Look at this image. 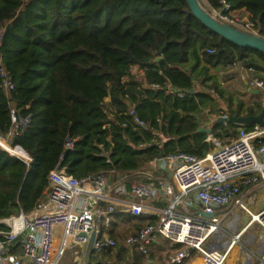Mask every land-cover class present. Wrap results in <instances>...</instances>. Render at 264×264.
Wrapping results in <instances>:
<instances>
[{
    "label": "trees",
    "instance_id": "1",
    "mask_svg": "<svg viewBox=\"0 0 264 264\" xmlns=\"http://www.w3.org/2000/svg\"><path fill=\"white\" fill-rule=\"evenodd\" d=\"M199 1L208 11L221 7L220 0ZM225 1L245 10L264 37V0ZM233 65L264 79V53L210 31L185 0H0V69L13 85L3 87L0 72V138L12 132L7 143L16 152L0 145V219L34 210L56 168L76 179L102 173L129 191L168 178L153 160L178 152L203 157L215 148L209 135L229 142L241 127H254L215 119L255 115L264 105H234L211 72ZM256 141L263 144L264 135ZM157 221L113 213L105 229L115 245L89 264H169L168 250L182 245L157 239L147 256L124 245Z\"/></svg>",
    "mask_w": 264,
    "mask_h": 264
},
{
    "label": "built area",
    "instance_id": "2",
    "mask_svg": "<svg viewBox=\"0 0 264 264\" xmlns=\"http://www.w3.org/2000/svg\"><path fill=\"white\" fill-rule=\"evenodd\" d=\"M220 3L221 7L209 11L211 15L259 35L254 22L244 14L245 10H232L225 0ZM243 70L241 76L248 87L257 89L264 102V79L254 76L252 67ZM0 72L4 77L3 87L11 88L13 85L7 72L3 68ZM262 135L264 128L260 125L249 129L241 127L234 139L225 144L217 143L203 157L184 152L161 156L153 161L161 168L173 164L171 181L135 183L129 191L123 184L113 186L102 173L76 179L65 167L56 168L49 175L44 199L34 210L0 219L8 226L7 231H0V264H64L70 250L77 249L84 254L93 228L96 229L93 254L100 255L104 249L115 245L114 239L104 234L115 212L158 218L156 223L147 224L126 239L124 245L131 250L135 248L147 256L148 247L157 239H163L171 245H182L169 256L171 264H185L195 252L201 257L199 264H228L229 249L239 242L238 235L236 241L232 239L226 247H219L224 244L221 241H214L207 248L203 244L218 231L220 212L231 207L247 212L250 216L247 226L257 224L259 227L258 235L252 234L246 240L257 239L256 249L250 251L245 243L242 245L250 259L252 255L264 264V207L255 213L250 211L241 190L242 184L264 185V143L256 141ZM72 146L73 140L67 139L65 148ZM119 191L124 198L114 196ZM152 201H163L165 205L156 207ZM201 212L215 215L205 217ZM236 218L240 216L235 214L232 220ZM233 221L229 225L232 222L233 226ZM58 227L61 228L59 235L56 233ZM12 245L18 246L17 252L11 251ZM243 259L241 264H248L244 256ZM251 263L254 264L253 258Z\"/></svg>",
    "mask_w": 264,
    "mask_h": 264
},
{
    "label": "water",
    "instance_id": "3",
    "mask_svg": "<svg viewBox=\"0 0 264 264\" xmlns=\"http://www.w3.org/2000/svg\"><path fill=\"white\" fill-rule=\"evenodd\" d=\"M187 7L191 11V13L194 15L195 18H197L202 25L207 27L210 31L213 33L219 35L223 39L237 45L240 47L250 48L259 52L264 53V37L252 34L247 31L238 29L232 25H229L225 22L219 21L216 19L213 15L209 13V11L201 4L199 0H185ZM161 56L156 57V60H159ZM174 91L177 89L174 88ZM188 93H193L194 90L190 88ZM256 92L258 90L256 89ZM216 97L215 95H213ZM218 121L226 122L230 121L238 126H244L247 124H257L264 128V105L262 106L260 112L255 115H241V116H234L232 114H227L226 116H220L218 117ZM198 130L210 132V127H204L203 125H200L198 127ZM0 145L3 147V145L0 143ZM4 148V147H3ZM14 148H19L20 150H25L20 145H15ZM7 151H9L7 148H5ZM10 153L16 155L15 153L9 151ZM25 159V158H24ZM202 215L205 217H213L215 213H206L201 212ZM96 239V229L93 228L88 236V242L86 244V247L84 249V257H83V264H89L90 263V257L93 254V245ZM237 239L236 236H232L231 239H227L224 244L219 245V247H226L228 244H230L231 240ZM248 264H252L251 261H248Z\"/></svg>",
    "mask_w": 264,
    "mask_h": 264
},
{
    "label": "crops",
    "instance_id": "4",
    "mask_svg": "<svg viewBox=\"0 0 264 264\" xmlns=\"http://www.w3.org/2000/svg\"><path fill=\"white\" fill-rule=\"evenodd\" d=\"M244 14L248 15L247 12H245V11H244ZM238 67L243 68L240 65H233V66H228L226 68H223L222 70L211 69V72L213 74L217 75V78L220 81V85L226 90L227 93L232 95L234 105L236 104V101L238 99L243 100L245 105H253V103L255 101H262L263 102L261 93L259 91L256 92V89L249 88L246 81L243 79V77L238 76V73H239ZM240 75H242V74H240ZM221 104L223 106H225L223 102ZM212 118H215V117L212 116ZM215 119L218 120V117ZM205 127H210V126L208 125ZM215 139L216 138H214L211 135L208 136V140H210V141L215 140ZM228 139L229 138H226L227 141H228ZM172 165L173 164L169 163L167 165V167L161 168L157 161H152L150 166L153 169H157V170L164 172L168 177L166 180L171 181ZM241 190H242L244 202L250 211L255 213L264 207V185L263 184H261V183H255V184H249V185L242 184ZM116 193L118 195L115 194L114 196H118L119 198H124L123 196L121 197V195H122L121 191L116 192ZM152 204L155 205L156 207H162L165 205V202H163V201H158V202L152 201ZM231 208L234 209V207H231ZM249 218H250V216L248 215V218H246L242 222V224H241L242 226L240 228H236V230H239V231H238V234L237 233L235 234V236L236 235L240 236L247 229H250L254 225V224H251L250 226H247ZM108 232L109 231L107 229H105L104 234L107 235ZM244 243L250 251H254L256 249L257 243H259V242L258 241L256 242L255 239H252L249 242L245 241ZM229 253H230V249H229Z\"/></svg>",
    "mask_w": 264,
    "mask_h": 264
},
{
    "label": "rangeland",
    "instance_id": "5",
    "mask_svg": "<svg viewBox=\"0 0 264 264\" xmlns=\"http://www.w3.org/2000/svg\"><path fill=\"white\" fill-rule=\"evenodd\" d=\"M239 15L244 16L241 13H239ZM132 71L139 79H141L142 73H143L141 70H139L136 67H133ZM238 71H239L238 76L240 77L241 76L240 74H242V72H244L245 70H243V68L238 67ZM0 140L2 142H5L7 148L10 149L9 145L7 143L8 142L7 141L8 136H7V138H2V139L0 138ZM227 142L228 141L226 140V138L212 140V143L214 144L215 147L217 146V143L225 144ZM12 152L16 153L13 149H12ZM23 158L28 160L27 157H23ZM235 214L239 215L240 218H236V220L233 221L232 219L234 218ZM246 218H248V214L245 210H242L241 208H234V209L228 208V209L220 212V214L217 217V221L219 223L218 231L216 233H214L213 235H211L209 237V239L203 244V246L205 248H207V246L209 244H212L214 241L225 242L227 239H231L232 236H235L234 234H236V233L238 234L239 230H236V228H240L242 226L241 225L242 222ZM230 221H233V226H232V222L229 225ZM233 228H235V229H233ZM60 231H61V228L58 227L57 231H56L57 235L60 234ZM253 233L255 235H258V233H259V227L257 226V224H254L250 229H247L243 234H241L239 236L240 238H238V239H239V242H241V244L239 242H235L234 248H231V253L228 252V255H227L228 260L227 261L229 264H231V263L232 264H241V262L244 260L243 256L248 261H251L253 258L254 264H260L259 261L255 257H252V255H250L251 259L249 258V256L246 254V253H248L247 250H245L243 245H242L245 242V240H248L249 237ZM251 239H254V238H251ZM255 241L257 242V239H255ZM57 242H58V244H57V246H58L60 241L58 240ZM159 242H161L162 244L165 243V244L169 245V247L171 245L168 241L163 240V239H159ZM236 245H238L237 250H236ZM233 249H234V251H236V253L232 251ZM168 251H170V252H168L169 254L167 255V258H168L167 261L169 262V256L174 254L175 250H168ZM83 256H84V254L80 253L77 249H72L67 253V256L64 258V264H83ZM198 256H199V253L195 252L193 257L191 259H189L185 264H192L198 258ZM169 264H171V263L169 262Z\"/></svg>",
    "mask_w": 264,
    "mask_h": 264
},
{
    "label": "bare ground",
    "instance_id": "6",
    "mask_svg": "<svg viewBox=\"0 0 264 264\" xmlns=\"http://www.w3.org/2000/svg\"><path fill=\"white\" fill-rule=\"evenodd\" d=\"M0 141H1V140H0ZM0 143H2V145H3L4 148H7L5 142H2V141H1ZM7 149H8V148H7ZM8 150H10V149H8ZM13 153H14V152H13ZM234 235H235V234H234ZM236 238H237V237H236ZM235 241H236V239H235ZM245 241H246V240H245ZM234 245H235V243L231 245V247H230V253H231V248H234ZM237 246H238V245H236V250H237ZM232 251L236 253V251H234V249H233ZM230 260H231V259H230ZM200 261H201V257L198 256V258H197L192 264H199ZM231 264H232V263H231Z\"/></svg>",
    "mask_w": 264,
    "mask_h": 264
}]
</instances>
